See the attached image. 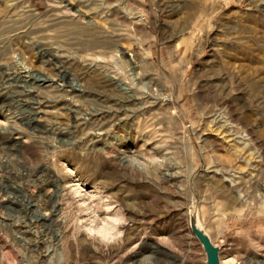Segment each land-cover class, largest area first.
<instances>
[{"label": "rangeland", "instance_id": "rangeland-1", "mask_svg": "<svg viewBox=\"0 0 264 264\" xmlns=\"http://www.w3.org/2000/svg\"><path fill=\"white\" fill-rule=\"evenodd\" d=\"M263 5L0 0V264H206L191 213L220 264H264ZM77 174L135 198L124 244L87 237Z\"/></svg>", "mask_w": 264, "mask_h": 264}, {"label": "bare ground", "instance_id": "bare-ground-1", "mask_svg": "<svg viewBox=\"0 0 264 264\" xmlns=\"http://www.w3.org/2000/svg\"><path fill=\"white\" fill-rule=\"evenodd\" d=\"M263 10H264V5H263ZM225 30L230 31L227 28ZM227 44L228 43H225L224 45H227ZM19 65H20V63H19ZM22 65H24V64H21V66ZM22 69L23 70H20V71L22 72V74H24V76L26 78L32 77V76L34 77V75H32V73H27L28 70H25V66ZM119 168H120V166H119ZM126 173H128V172H126ZM129 175H130V173H129ZM75 176L76 177H75L74 181H76V182L73 183L71 180L68 181L70 183V187H69L70 189L69 190H70L71 196L73 198H75L76 201L79 203L78 205H79L82 213H81V215L79 214L80 216L79 215L78 216H79L80 220L82 219L81 225H83V227H84L83 229L86 230L85 233H87V237L91 236L92 238H97L100 242H103V243L107 242L106 243L107 245L109 244V242H113L114 240L115 241L119 240V237L122 238V236L124 235L123 234V228L124 227L122 225L121 226L122 228H121L120 224L125 223L126 221H128L129 219H131L133 217V215H134L133 210L137 209V208H135V205H136V202L134 201L135 198H130L129 196L123 195L124 196V197H122L123 200H122V202H120V206H119L118 205L119 203L115 202V201H118V199L116 198L117 200H114L115 196H114V198H111L108 195V191L107 192L104 190L101 191L99 189L98 184L95 181H89L88 179L83 178L82 176H79L78 174ZM69 183H68V185H69ZM130 183H131L130 181L127 182V184H130ZM153 183H155V182H153ZM103 187H104V185H103ZM110 195H111V192H110ZM141 198L142 197H139V196L137 197V199H139V200H142ZM228 199L232 200L233 197L229 196ZM235 199H237V200L241 199V196L239 193L237 195H235ZM134 202H135V204H134ZM100 203L105 206V212H103V213H97V210H96V209H98L97 205H99ZM121 203H122V205H121ZM76 205H77V203H76ZM103 209H104V207H103ZM190 215H192V213ZM190 215H189V220H190ZM194 216L196 217L197 222L199 223L200 219H199L198 215L194 214ZM173 218H174L175 224H174V226H172L171 233L169 232L168 236L169 237L179 236V237L183 238L184 240L188 239V242L191 243L192 238L186 232V229H187L186 226L185 225L178 226V224H177L178 213L175 212ZM79 223H80V221H79ZM181 227H185V229H181ZM189 227H190V223H189ZM190 230H191V228H190ZM162 232L163 231H158V232H156V234L160 235V233H162ZM121 234H123V235L121 236ZM162 239H163V237H162ZM115 241H114V243H111V244H118L119 241L118 242H115ZM122 241H124V240H122ZM153 242H155V249L156 250L160 249V246L158 245V243L155 240L151 241V243H153ZM93 243H94V240H93ZM119 243L124 244L123 242H119ZM125 243H126V241H125ZM189 245H191V244H189ZM115 246H117V245H115ZM109 248H110L109 250L117 249L118 246L116 248H114V246L110 245ZM119 248H120L119 250H121L123 247H121V245H120ZM107 249H108V247H107ZM111 251H113V250H111ZM141 253L142 252H140V254ZM187 257H188V259H190V264H196L197 259H196L195 255L193 254V252L189 253V256H187ZM149 259H150V256L145 253L142 255L141 259L140 258L132 259V261L129 262V264L130 263H132V264H149ZM220 260H222V263H225L226 262L225 256H222ZM169 264H185V261L181 258L180 259H170Z\"/></svg>", "mask_w": 264, "mask_h": 264}, {"label": "water", "instance_id": "water-1", "mask_svg": "<svg viewBox=\"0 0 264 264\" xmlns=\"http://www.w3.org/2000/svg\"><path fill=\"white\" fill-rule=\"evenodd\" d=\"M190 228L203 247L206 254V264H220V249L214 245L205 229L197 222L194 214L190 215Z\"/></svg>", "mask_w": 264, "mask_h": 264}]
</instances>
